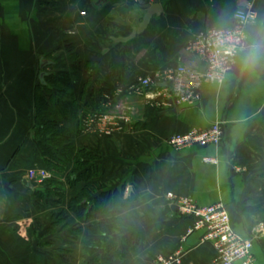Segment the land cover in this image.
<instances>
[{
	"label": "crops",
	"instance_id": "obj_1",
	"mask_svg": "<svg viewBox=\"0 0 264 264\" xmlns=\"http://www.w3.org/2000/svg\"><path fill=\"white\" fill-rule=\"evenodd\" d=\"M153 1L0 0V264H156L178 253V264H219L205 231L191 232L194 221L170 194L226 206L235 232L255 238V264H264V73L237 65L223 86L203 89L200 105L172 111L134 92L139 79L158 71L193 68L187 45L222 14L251 5L256 21L264 20V0H159L163 13L143 35L114 46L111 38H127L140 25L141 3ZM41 60L54 64L50 75H59L61 60L76 68L81 129L72 143L96 157L76 175L74 165L62 174L47 168L33 136ZM103 114L133 124L112 135L90 130L87 122ZM216 122L225 135L217 147L180 152L168 145L174 134ZM34 171L52 178L40 186L30 181ZM105 194L119 201L94 213ZM80 198L81 214L72 210ZM93 226H103L106 239L88 250Z\"/></svg>",
	"mask_w": 264,
	"mask_h": 264
},
{
	"label": "built area",
	"instance_id": "obj_2",
	"mask_svg": "<svg viewBox=\"0 0 264 264\" xmlns=\"http://www.w3.org/2000/svg\"><path fill=\"white\" fill-rule=\"evenodd\" d=\"M140 3L141 0H136ZM233 16L240 18L257 19L258 13L251 5L237 10ZM212 27L207 28L195 37L186 47L185 51L195 55L198 48V40L206 35ZM238 64L232 66V71ZM134 88L136 95L143 96L150 107L163 111H172L179 107L198 106L203 101V89L209 85L202 75L193 68L178 66L171 70L158 71L153 76H146L138 80ZM172 84L167 87V84ZM89 129L95 128L100 134L112 135L125 132L132 126V120L126 115L103 114L89 120ZM224 124L216 122L207 129H193L187 133L174 134L168 140V145L177 151H186L190 148L217 147L224 141ZM204 163L218 165L214 158H204ZM52 178L51 172L34 171L30 173V181L40 186L46 184ZM170 200L175 201L179 212L183 217L192 219L194 226L192 231H205V241L210 242L216 250L217 263L219 264H255L252 255L255 238L245 239L237 234L233 228L229 212L223 204L198 206L191 197H178L169 195ZM181 258L179 253L174 256H164L157 260L156 264H178Z\"/></svg>",
	"mask_w": 264,
	"mask_h": 264
},
{
	"label": "trees",
	"instance_id": "obj_3",
	"mask_svg": "<svg viewBox=\"0 0 264 264\" xmlns=\"http://www.w3.org/2000/svg\"><path fill=\"white\" fill-rule=\"evenodd\" d=\"M56 69L59 75L45 77V86L41 83L35 96V116L33 136L37 140L44 156L47 168L55 174H62L67 165H74L75 175L88 168L90 161L96 157L87 150H78L73 146V140L80 134L81 110L74 96L73 79L75 66L68 68L66 63L59 61ZM40 83V82H39ZM101 167L91 166L92 174H98ZM80 178L86 176L80 175ZM117 195L105 194L96 201L93 212L108 211L117 201ZM80 198L72 204V210L82 213L86 204ZM107 230L103 226H93L89 230L84 248L91 250L101 246L106 239Z\"/></svg>",
	"mask_w": 264,
	"mask_h": 264
},
{
	"label": "clouds",
	"instance_id": "obj_4",
	"mask_svg": "<svg viewBox=\"0 0 264 264\" xmlns=\"http://www.w3.org/2000/svg\"><path fill=\"white\" fill-rule=\"evenodd\" d=\"M197 43L193 70L210 83L223 86L235 64L252 76L264 73V20L222 14Z\"/></svg>",
	"mask_w": 264,
	"mask_h": 264
},
{
	"label": "water",
	"instance_id": "obj_5",
	"mask_svg": "<svg viewBox=\"0 0 264 264\" xmlns=\"http://www.w3.org/2000/svg\"><path fill=\"white\" fill-rule=\"evenodd\" d=\"M141 10H145L146 13L143 16V19L140 23L139 26L137 27H132V33L129 35L127 38H111L114 46L118 44H128L130 41H133L136 39V37L143 35V33L149 28L151 25V21L154 18L160 17L163 13V9L161 8L159 0H154L153 4H147L146 2H142L140 5ZM49 66H54L53 63L50 61L46 60H41V74L39 76V82L42 83L44 86L47 84L45 83V77L48 76L49 74L46 72V68ZM167 87H171L172 84H167ZM26 183V182H25ZM27 186L28 183H26Z\"/></svg>",
	"mask_w": 264,
	"mask_h": 264
}]
</instances>
